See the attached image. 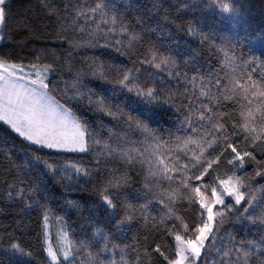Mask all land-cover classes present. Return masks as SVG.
Segmentation results:
<instances>
[{"label":"snow or ice","instance_id":"6c2138e0","mask_svg":"<svg viewBox=\"0 0 264 264\" xmlns=\"http://www.w3.org/2000/svg\"><path fill=\"white\" fill-rule=\"evenodd\" d=\"M197 4L213 11L219 9V14L228 20L233 28L244 19L241 11L243 5L226 3L225 0H185L182 7L191 8ZM43 6L49 8L50 14L59 19L54 7L49 4ZM115 7V3L110 0H97L95 6L90 8L74 6L72 29L86 34L87 41L68 39V28L63 23L56 36L61 41H66L69 47H81L83 43L97 47L100 46V39H105L104 47H108L107 38L119 34L126 38L127 43L122 39H115L114 44L118 45L115 51L132 59L135 53L134 45L142 37L129 32L124 17L114 11ZM109 12L112 14L109 15ZM96 16L100 17L99 21H95ZM82 17L86 18V23L95 21V27L77 26ZM9 19L8 0H0V40L5 38ZM15 27L28 28V23L26 20L17 19ZM188 33L191 36L199 35L191 25ZM255 39L257 37L249 38L245 32L244 37L237 34L235 41L230 37L224 38V41L226 47L234 51L237 44L242 45L244 40H248L251 45ZM258 39L264 42V33ZM200 43H210L209 37L203 36ZM210 47L217 45L213 41ZM150 52L151 59L140 61L141 65L147 63L157 70L158 75L167 70L169 78L174 76L179 81L181 73L174 71L179 67L175 58L170 53L164 55L155 46L150 48ZM41 55H51L55 59L52 64L45 65L32 62L27 65L9 63L11 53L0 51V121L4 124L0 131L7 135L15 134L16 138L27 142L29 149L35 147L36 151L54 150L48 157L35 153L29 156L26 153L29 158L25 161L24 169L37 170L36 182H27V189L21 188L15 194L11 191L13 186L9 185L5 198L11 201L19 197L23 201L27 191L31 203L26 204L25 208L31 209L35 205L41 210L44 221L43 239L41 234H37V240L46 254L48 264H141L139 245L132 248V251L137 253L135 262L127 260L125 255L129 246L121 247L113 243L111 236L114 233H107L102 228H96L91 239L74 241L61 227L57 234V243L54 245L52 242L49 220L54 213L47 203L41 202L42 199H47V192L44 187L46 181L40 177L56 179L59 174L56 182L64 186H76L80 179L91 178L92 171L89 169L78 163L64 162L58 157L67 153H88L94 146L101 145V140L93 135L87 120L76 108V104L85 96L81 91L83 85L80 83L85 73L78 71L75 74V80L72 82L74 95L69 96L67 89L58 90L54 85L50 87V76L56 75L53 65L58 63L59 59L55 51L41 49L35 60L39 61ZM136 62L132 59L133 65ZM234 62L235 57L229 59V64ZM245 63L249 66L255 64L256 58L250 57ZM87 70L94 80L112 85L110 89H105V95L88 89L87 106L114 119H125L129 128L134 126L144 137V140L139 142L145 145L143 150L104 142L100 154L108 159L117 157L128 165L139 163L142 170L146 168L144 195L147 197L156 194L160 197L158 202L165 209L160 219L157 220L146 213L151 202L134 206L129 202V197H121L130 177L118 173V170L109 171L98 193L109 221H116L117 231L140 219L146 230L152 227L160 233L158 239L163 243L154 241L155 247L151 252L147 247L143 250V256L148 258L147 264H153V257L158 260V264H210L206 259L210 256L220 257L219 264H264V234L258 238L239 241L230 234L227 240L221 236L226 221L233 218L256 227L258 232H264V206H261L264 201V184L255 180V177L264 179V160H257L255 154L259 151L261 156H264V76L256 80L248 73L243 83L236 77H231L228 83L222 84L218 73L210 72L207 80L204 76L194 75L187 83L195 89L197 81L199 82L198 96L189 94L188 87H185L182 92H173L170 89L161 100L162 90L154 85L162 82V78L161 81L153 79V86H146L149 81L147 78L141 79L140 68L94 60L87 66ZM128 93L134 94V97L127 95ZM108 95H111L113 100H120L123 96V100L113 104L107 102ZM57 96L64 99L65 103H61ZM177 100L187 113L177 132L185 134H169V138L165 139L157 135L156 129L149 127L148 121L153 119L157 109H163L164 104L176 107ZM222 100L232 101L239 108V118L231 123V127L228 126L229 113L221 111L225 107ZM69 101L75 103L69 106ZM124 106L133 112H139L145 119L125 112ZM176 111L179 112L180 107H176ZM193 115L196 118L195 126ZM189 129L191 134H187ZM53 158L57 159L50 163L49 160ZM248 162L255 165L254 176L246 170ZM97 164H100L99 160ZM222 164L224 170L221 172ZM95 171L99 175V168ZM162 181L166 182L169 188L155 193ZM20 182L26 183L23 179ZM177 202L195 209L191 223L187 217L178 214ZM68 204L73 208L79 207L75 201H69ZM120 213L123 215H119ZM55 220L58 224L65 223L62 217H55ZM169 223L178 230L169 228ZM168 238L173 243H169ZM10 247L14 252H23L18 242H11ZM81 252L84 257L78 259L77 254ZM26 255L31 257L32 253L28 252ZM117 255L119 259L116 258Z\"/></svg>","mask_w":264,"mask_h":264},{"label":"trees","instance_id":"16d2710c","mask_svg":"<svg viewBox=\"0 0 264 264\" xmlns=\"http://www.w3.org/2000/svg\"><path fill=\"white\" fill-rule=\"evenodd\" d=\"M97 0H8L10 9L9 28L5 29V38L0 40V51L11 53L9 63L24 65L38 63L40 65L52 64L55 59L53 56L41 55L39 61L35 57L40 53L41 49H51L55 51L58 57V63L53 66L56 68V75L50 76L52 84L58 90L67 89L68 95L73 96L72 82L75 80V74L83 71L85 75L81 80L83 87L81 91L85 93L84 99L76 104L79 114L87 120L93 135L101 140V145L94 146L88 153H67L58 157L64 162L78 163L82 167L92 171L91 178L80 179L78 185H61L56 179L43 176L40 179L46 181L44 187L47 192V199H42V203H47L53 210L54 215L50 218L49 223L63 227L74 241L81 239H91L92 233L96 228H102L107 233H114L111 241L123 247L128 245L125 259L135 262L136 252L132 248L139 245L141 255V264H147V257L143 256L145 247L151 252L155 247V242L163 243L159 240L160 233L155 228L149 227L147 230L143 227V221L137 219L129 225H125L120 231L116 229V221L108 219L105 206L100 200L98 189L103 180L108 177L109 171L126 174L130 177L129 182L125 185L121 192V197H129V202L134 206L149 204L146 213L160 219L165 209L159 204V196L150 194L144 195V177L146 168L142 170L139 163L132 165L124 164L117 157L108 159L100 154L103 143L107 142L111 145H126L136 147L143 150L144 144L139 143L144 137L137 131L134 126L129 128L125 119H114L104 113L98 112L95 108L88 107V89H93L99 95H105V89H110L111 84L94 80L87 70V66L94 60L104 61L106 63H114L116 65L126 66L128 68L136 67L141 69V79H148L146 86H153L151 80L158 82L154 86L161 91V100L165 98L171 89L173 92H182L188 87L189 94L199 95V82L193 89L190 81L195 76H204L207 80L210 72L218 73L222 80V84L229 82L231 77H236L242 83L246 81L247 74L251 73L253 79L259 80L264 76V42L258 37L264 33V0H225L226 3H238L243 5L241 11L244 19L242 23L233 28L232 24L219 14V9L209 10L201 4H197L191 8H184L182 5L185 0H110L114 2L115 12L124 17L129 32L136 33L142 39L134 45L135 53L132 59L137 62L135 65L128 56H123L115 51L118 45L114 44L115 39H122L126 44L127 40L119 34L109 36L107 38L108 47H104L105 39L99 40L97 47H92L87 43H83L81 47H69L66 41H61L56 32L60 28L61 23L68 28L67 36L70 40L87 41L86 34L75 32L72 29V21L75 18V7L90 8L95 6ZM49 4L57 10L58 17L50 14L49 8L43 5ZM67 5V9H66ZM112 13L109 12V15ZM167 14V15H166ZM17 19L26 20L28 28L18 29L15 27ZM100 17L96 16L95 21H99ZM86 18L82 17L77 22V26L83 25L87 27H95V21L85 22ZM193 26L199 35L191 36L188 33L189 26ZM245 32L248 37H257L250 45L248 40H244L243 44H237L235 50H229L224 38L230 37L236 40L237 34L244 37ZM208 36L210 43L214 41L217 47H210V43L201 44L200 40L203 36ZM62 45V46H61ZM155 48L168 55L169 53L175 58L179 67L174 71L181 73L179 81L168 77V71L157 74V70L147 63L141 65L140 61L151 59L150 48ZM224 48V50H221ZM227 54V55H226ZM235 57V62L229 64V59ZM250 57L256 58V63L249 66ZM255 69V71H253ZM187 74L186 76L184 74ZM214 83V80H213ZM215 91V89H213ZM56 94V93H53ZM133 96L134 94L128 93ZM61 103L65 100L57 96ZM107 102L119 103L123 100H113L111 95L106 97ZM71 106L75 101H69ZM225 105L221 111L229 113L228 126L231 127L233 121L238 120L239 108L232 101H223ZM176 107H180V111H176V107L164 104L163 109H157L156 115L152 120L148 121L149 127L157 130V135L163 138L183 135L185 133L177 132V128L181 126V121L187 115L180 101L175 102ZM123 106V105H122ZM114 110V109H113ZM125 112H130L132 116H140L139 112H133L130 108L124 106ZM141 119L145 117L140 116ZM193 126H195V115L192 117ZM4 127L0 121V128ZM187 134H191L190 129ZM137 142L132 144L131 142ZM54 150L44 149L36 151V148H28L27 142L13 135H7L0 131V264H48L46 254L43 252L40 241L37 240V234H41L43 239V214L35 205L31 209H26L25 205L31 203L29 193L25 191L23 201L19 197L9 201L5 198L8 186L12 185L11 191H19L21 188L27 189L29 183L36 182L37 170L24 169L27 158L26 153H35L41 157H48L49 153ZM257 160H264L260 152L256 153ZM230 158V157H229ZM53 158L49 162H53ZM97 160L100 164H97ZM255 165L248 162L246 170L253 174ZM42 168V166H41ZM99 168V175L96 169ZM224 170L221 165L220 171ZM21 179L26 183H21ZM255 180L264 184V179L255 177ZM166 182H161L160 187L155 189V193H161L164 189H168ZM259 195V194H258ZM75 201L78 208L70 207L68 202ZM165 202H167L165 198ZM264 206V201L261 202ZM178 214L187 217L189 223L192 222L195 209H190L185 203L177 202ZM119 215H123L120 213ZM139 215V213H137ZM55 217H62L64 224H58ZM119 218V217H117ZM169 228L174 231L173 224L169 223ZM181 234H183L181 232ZM231 235L235 240L254 239L264 232H258L256 227L251 226L247 222L241 223L234 218L226 221L221 236ZM137 239H133V238ZM18 242L23 252H14L10 244ZM169 243H173L168 238ZM218 247H219V241ZM230 247V245H228ZM163 250V249H162ZM95 251V249H92ZM31 252V257L26 253ZM118 252V250H117ZM78 259H83L84 253H78ZM119 259V255L116 257ZM210 264H219L220 257H207ZM153 264H158V260L153 257Z\"/></svg>","mask_w":264,"mask_h":264},{"label":"rangeland","instance_id":"374dc122","mask_svg":"<svg viewBox=\"0 0 264 264\" xmlns=\"http://www.w3.org/2000/svg\"><path fill=\"white\" fill-rule=\"evenodd\" d=\"M59 229L60 228L57 227V225L49 223V231L51 233L52 242L54 245L57 243V234H58Z\"/></svg>","mask_w":264,"mask_h":264}]
</instances>
